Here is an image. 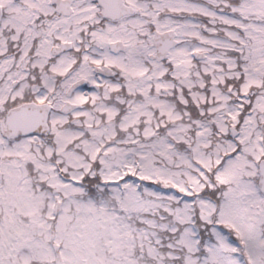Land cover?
Returning <instances> with one entry per match:
<instances>
[{"label": "snow or ice", "instance_id": "snow-or-ice-1", "mask_svg": "<svg viewBox=\"0 0 264 264\" xmlns=\"http://www.w3.org/2000/svg\"><path fill=\"white\" fill-rule=\"evenodd\" d=\"M0 264H264V0H0Z\"/></svg>", "mask_w": 264, "mask_h": 264}]
</instances>
